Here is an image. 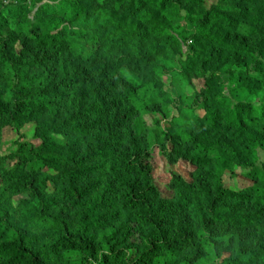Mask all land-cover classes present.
Instances as JSON below:
<instances>
[{"label": "trees", "instance_id": "obj_1", "mask_svg": "<svg viewBox=\"0 0 264 264\" xmlns=\"http://www.w3.org/2000/svg\"><path fill=\"white\" fill-rule=\"evenodd\" d=\"M142 1L163 11L171 2L139 0L140 5ZM216 9H202L198 19V37L207 44L230 45L226 36L212 32L215 25L246 37H264L258 27L238 23L221 12L223 8ZM6 14L0 9V28L7 24ZM148 20L155 22L148 31L128 27L114 35L112 45L120 47H111L102 57L75 55L58 33L30 29L26 22L20 24L21 37L0 35V124L19 127L46 113L55 121L40 146L23 145L16 164L0 175V264H201L217 242L232 244L234 236L225 230L233 234L244 229H254L260 243L234 245L237 259L231 264H264V223L259 224L264 216V165H255L256 147L264 148V106L242 102L221 112L217 101L219 108L205 105L208 109L201 117L195 107L177 103L151 71L140 79L128 75L132 64L139 73L151 67L153 57L144 49L156 40L151 37H159L163 47L170 44L157 13ZM116 30L120 32L118 25ZM130 45H140L136 54ZM68 93L77 95L75 111L65 108L60 118ZM172 107L180 114L168 120L161 150L170 162L188 160L197 172L193 182L174 176L173 194L167 197L146 162L154 145L146 141L141 127L145 118L139 116L155 108L165 115ZM197 126L219 135L201 140ZM54 131L77 136L69 141L66 187L49 194L46 168L58 167L50 153L58 147ZM96 159L100 165L93 163ZM108 160L111 176L83 189ZM247 160L254 164L246 175L253 185L227 188L224 172ZM18 195L23 198L14 208L9 200ZM111 200L112 205L119 201L141 225L138 242L131 240L137 232L130 221L120 235L115 226L120 211L107 207ZM70 211L77 222L69 220Z\"/></svg>", "mask_w": 264, "mask_h": 264}, {"label": "rangeland", "instance_id": "obj_2", "mask_svg": "<svg viewBox=\"0 0 264 264\" xmlns=\"http://www.w3.org/2000/svg\"><path fill=\"white\" fill-rule=\"evenodd\" d=\"M167 3L163 11L145 1H142L140 5L139 0H0V9L7 10V24L0 28V35L21 37L18 30L20 24L26 22L30 24V29L37 28L42 33H58L62 39L69 41L75 55L82 54L89 58L102 57L111 47L116 49L120 47V45H112L113 36L120 35L126 28L128 30V27H138L141 31H148L155 23L154 21L149 22L148 19H151L155 12L158 20L165 24V35L171 36L170 44L163 47L159 43V37L156 35L151 37L156 40L145 45L144 48L146 53H151L153 57L151 67L149 70L141 69L139 73L138 68L132 64L128 68V75L140 79L143 75L149 76L150 74L147 73L151 71L152 77L160 79L163 88L172 94L177 103L195 107L201 117L208 109L205 105H210L209 107L219 105L221 112L242 102L264 106V37H246L237 31H229L217 25L213 27L212 32L226 36L230 45L223 48L209 45L200 36L198 37L200 34L198 19L202 15L201 10L211 8H223L220 11L234 19L237 18L238 23L256 26L264 34V0H254V2L246 0H171ZM169 11H178L179 18ZM240 13H242L241 18ZM13 15H22V18L15 20ZM120 19L123 21L121 22ZM117 25L120 32L116 30ZM130 46L131 52L136 54L134 51L137 52L140 45ZM20 48L19 41L17 49ZM123 55L122 53L121 56ZM3 85L4 78L0 67V92H3ZM77 99L76 93H68L63 98V105H60V118L65 117V108L71 113L75 111L74 102ZM179 114L178 110L172 107L165 115L159 111V108H155L139 116V119L145 118L141 127L146 141L149 140L150 144L154 145L151 156L146 159V162L152 166L151 172L156 185L167 197L173 194L171 184L174 176L193 182L197 172V168L188 160L170 162L161 150V145H164L166 140L163 130L168 126V120ZM51 118L52 116L46 113L41 120L23 123L19 127L9 123L0 124V175L5 169H10L16 164L18 156L22 154L23 145L40 146L42 144L43 135L46 136L55 126V121L52 123ZM204 128L203 126L196 128L201 140L219 135L217 131L206 128L204 130ZM56 131L52 132V135L54 134L58 140V147L50 150V153L57 158L58 167H47L49 173L46 172L44 176L45 179L47 178L49 194H56L57 190L66 187L68 169L71 167L69 141L77 136L56 133ZM84 138L86 141L87 137ZM171 147L172 145L169 144L168 148ZM256 150L258 157L255 165L263 168L264 148L256 147ZM93 163L100 165L97 159ZM110 163L111 160H108L103 169L96 170L89 179V183L81 187L85 189L97 181L102 183L110 177ZM253 166L254 164L247 160L234 166L233 170H226L223 174L225 186L237 190L252 186V180L246 175ZM99 186L102 187V185ZM22 198V195L14 196L10 198L9 203L11 202V206L16 208ZM111 205L112 200L107 207L120 211L115 223L120 235H124L127 223L130 221L133 233L137 232L131 240L138 242V229L141 225L134 215L121 209L119 201ZM13 213L17 216L19 211ZM69 220L77 222L73 211L69 212ZM263 223L264 216L259 220L260 225ZM226 233L234 236L232 244L226 247L225 242H217L201 264H231L237 259L234 245H256L261 240L254 229H244L233 234L225 230Z\"/></svg>", "mask_w": 264, "mask_h": 264}]
</instances>
